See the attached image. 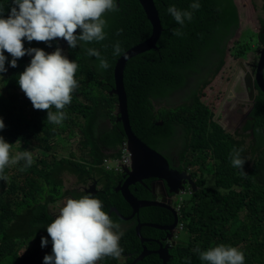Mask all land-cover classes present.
Wrapping results in <instances>:
<instances>
[{
	"label": "trees",
	"instance_id": "16d2710c",
	"mask_svg": "<svg viewBox=\"0 0 264 264\" xmlns=\"http://www.w3.org/2000/svg\"><path fill=\"white\" fill-rule=\"evenodd\" d=\"M165 1L157 0L164 29L158 43L163 46L162 52L155 54L157 51L151 50L131 58L126 65L124 82L135 134L162 152L168 141L181 131L183 142L179 161L186 163V169H191L197 183V190L183 202L180 219L185 221L188 231L198 235V240L175 247L170 264H204L195 250L207 251L219 245L241 251L244 264H264V93L258 88L247 113L249 121L244 131L251 129L247 134L249 142L235 137L214 119L234 71L232 61L247 51L246 45L231 50L243 33L244 17L240 6L246 8L245 20L259 26L258 43L264 44V0L261 7L256 0H195L200 8L193 11L192 20H185L183 26L177 25L167 9L174 5L178 10L192 11L190 5L194 0ZM10 2L0 0L3 18H7L13 7V1ZM115 3L117 10L107 11L102 17L105 20L104 40L82 42L75 49L68 44L66 52L62 53L77 64V87L72 92L71 103L63 111L65 115L76 112L72 121L82 131L78 152L84 147L89 150L86 161L85 155L77 158L68 147L75 158L76 174L85 180L86 177L103 176L106 182V192L100 191L90 197L104 203L102 208L107 214L114 205L123 214L130 215L132 207L122 193L116 191V184L111 180L114 173L98 165L107 156L105 151L117 148L127 139L122 122L115 116L118 97L112 92L114 67L122 54L151 34L152 27L138 0H115ZM256 10L260 12L258 18L254 17ZM174 30L182 34L177 36ZM59 39L29 42L25 38L24 47L40 48L51 54L52 49L59 48ZM117 42L122 49L120 55L113 54ZM88 48H95L107 60V70L99 68L96 57L87 55ZM4 55L7 71L0 73V118L6 127L0 130V136L12 144L13 156L18 141L21 138L27 141V136L38 140L40 148L49 155L41 152L44 157L30 167H25V161L21 160L15 165L9 164L0 173V264H44L45 255L52 254L46 228L55 219L49 203L61 189L58 185L49 187L45 181L59 182L58 173L48 174L52 165L62 166V160L55 153L60 144L61 148L65 145L56 130L67 119L59 124L50 123L47 110L35 109L21 90L18 77L30 65L32 56L26 54L19 58L17 67L13 68L10 66L13 57L6 51ZM190 74L199 79L196 85L202 83L200 92L174 108L163 106L189 82ZM154 101H160L162 107L156 110ZM159 120H163V124H157ZM41 130L44 136H39ZM234 149H243L240 152L241 158L246 160L243 170L232 166ZM209 169L215 177L214 186L208 185ZM138 187V191H132L139 199H153L150 190L143 185ZM139 216L142 221L163 225L172 224L175 219L170 210L158 206L142 208ZM110 219L119 220L115 213ZM143 234L157 239L165 236L163 230L148 227L143 229ZM42 238L49 241L43 248ZM119 246L123 253L136 256L141 252L142 244L133 227L121 233ZM155 247L157 245L151 248ZM98 264H108L107 257L101 258ZM138 264L163 262L158 255H152Z\"/></svg>",
	"mask_w": 264,
	"mask_h": 264
},
{
	"label": "clouds",
	"instance_id": "9594fccd",
	"mask_svg": "<svg viewBox=\"0 0 264 264\" xmlns=\"http://www.w3.org/2000/svg\"><path fill=\"white\" fill-rule=\"evenodd\" d=\"M12 1H13V7L11 8V11L8 14L7 18H3V16H0V73H4L7 71V69L5 68V62H6V56L4 55L5 51L13 57L10 63V66L13 68L17 67V60L19 58H22L26 54L32 56L30 65L27 66L25 71L19 74L18 77V84L21 90L25 93L26 97L31 101L35 109L47 110V120L50 123L59 124L62 121H64V119H67V121L69 120V122L64 121L61 124V126L58 128V130H56V133H59V136L62 138V142L65 145V148H61V144H60L55 153L57 158L59 160H62V166L58 164L52 165L48 174L49 176L58 173L59 182L57 184H54L53 181H45V184L48 185L49 187L58 185L61 186V189L60 192L55 195L54 201L49 203V210L55 219L46 228L48 236L51 238L52 254L45 255L44 264H98L101 258L103 257H107L108 264H138L144 261L147 257H150L152 255H158L159 258L162 260L163 264H170V261L174 257L172 250L177 246H182V245L187 246L189 243L187 241L185 243L179 241L180 232L186 229L185 221L180 219V214L182 212V206L185 200L183 195L186 193L191 195L193 191L197 190L196 180L192 178V180L196 183L195 189L192 187L191 184L187 183L184 189H181L179 193H176L178 195V197L176 198V202L174 204L171 203V205L178 213V222L175 225V227L171 230L160 229L144 224V223H153V222L142 221L141 217L139 216L140 211L136 216L129 218V216H131L133 213V209L130 215L123 214L119 210V208L114 205L110 207L109 214L103 211L102 207H105V204L98 199L91 198L90 196H94L97 194V192L100 191L106 192V190H104V185L106 184V182L104 181L103 176H91L89 178L86 177L85 180L82 177H80L78 174H76L73 164V162L75 163V158L70 149H73L77 158H81L82 156L85 155L86 161H88L89 150L86 147H84L83 151L81 150V152H78L79 151L78 147H80L79 140L82 135V131L79 128H76L74 124V120L72 121V118L75 116L76 112L71 111L70 113L65 115L63 111L65 106L71 103L72 92L77 87V81L75 79L77 64L73 61H70L66 56L62 55V50L60 48H57L56 51L51 54H47L43 49L40 48L25 49L24 47L25 38L29 42L32 41L51 42L56 38H63L68 42L69 46L73 49H75L82 42L90 43L93 41L99 42L104 40L105 20L102 17L107 11L117 10V5L115 3V0H11V2ZM138 1L147 16V13L141 1L140 0ZM159 1L160 3L166 2L165 0H159ZM153 2L158 11L159 19L161 22V31L159 37L156 39V46L142 53L155 50L157 51L155 54H159L162 52L163 46L162 47L159 46L158 43L164 29H163V22L157 4V0H153ZM190 8L192 9V11H188V10L182 11V10H178L173 5L170 6L167 9V11L177 22V25L183 26L185 20L188 21L192 20L193 11L198 10L200 8V4L198 2H195L194 0V2L190 5ZM254 17L258 18V15H256L255 13ZM147 19L149 20L152 27L151 34L147 36L145 39H143L141 42L129 48L127 51L150 39L151 36L153 35L154 33L153 23L148 16ZM255 28H257L255 32L256 34H258L260 28L257 25H255ZM249 29H250L249 26L247 27L245 26L243 28V33L244 31H248ZM77 30H80L79 35H77ZM174 34L179 36L182 33L179 30H174ZM241 37H239V43L234 42V44L232 45V49H231L232 51H234V49L237 48V46L247 44V42L241 43ZM257 43H258V36H257ZM263 45L264 44L258 43L259 50L262 48ZM49 46H51V44H49ZM121 51H122L121 46L119 42H117L114 45L113 54L120 55ZM86 52L89 57L97 58V60L99 61L98 66L100 69L107 70L109 68V64L107 60L101 57V54L98 50H96L95 48H88L86 49ZM244 55L245 54H243L242 56ZM134 56H132L131 58H133ZM131 58H129L128 61ZM241 58L242 57L238 58V67L240 66L239 60ZM259 58H260V54H259ZM256 64L253 66L255 90L253 88L250 90V84L245 83L247 99L243 98L246 103L244 104V106L240 105L239 107L240 112L244 113L243 116L244 122L242 126L236 127L235 131L240 132V135L243 133L251 132V129L244 131V128L246 127L249 121V118L247 117V113L250 107L253 105L255 98L258 94L259 87L255 79ZM115 67H114V85H115L114 89L116 88ZM190 76L191 77L188 78L189 82L183 88L177 90L174 93V95H176L178 92L185 93L188 90L192 92V95L197 91L198 93L200 92L199 90L203 86L202 83L201 85L199 84L200 86L196 85V82L199 79H196L193 74H190ZM123 83L125 87L124 76H123ZM198 86L199 88L197 89ZM114 89L112 92L116 94L114 92ZM229 91H231V87H229ZM125 92H126V88H125ZM231 92L234 96L235 89ZM225 94H226V89L223 96ZM192 95L189 96V99ZM126 96H127V106H128L127 92H126ZM173 96H170V98ZM223 96L221 97L220 101L222 100ZM154 104L156 110L162 107L160 101L158 103L154 101ZM219 104L216 109V112L219 108ZM176 106L169 108H174ZM51 108H55L56 111L55 112L49 111V109ZM115 116H116V120L118 122H121L119 120L118 103L116 106ZM214 119L220 124L219 120H217L215 116ZM108 124H111L110 121H108ZM157 124H163V120L157 121ZM5 127L6 126L3 119L0 118V130H3ZM62 127H64L63 130ZM223 128L226 130L225 127ZM177 133H181V131H178ZM177 133L175 134V137L170 139L167 145L163 147L162 152H160L159 149L149 146L141 138L140 139L149 147H151L152 149L156 150L157 152L163 155H165L164 153L172 154L171 151L168 149V147L173 145L172 141L176 138ZM44 135H45L44 132L41 130L39 132V136H44ZM65 137H68L70 140L68 141L64 139ZM26 138L27 141H23L22 138L18 141V149L16 151V155L13 156L11 155L12 144L6 142L4 138L0 136V173H2L5 167L8 166L9 164L15 165L19 161L23 160L25 161V167H30L32 163L36 162L37 159L41 160L42 157H44L43 153L46 156L49 155V153L43 152V150L40 148L39 146L40 142L38 140H35L31 136H27ZM53 141L54 140H52V142ZM69 142H75L77 147L76 148L70 147ZM182 142L179 144L180 146L179 150L181 149ZM115 149H117V151L116 153L113 154ZM115 149L110 151H105V155L107 156L104 158L102 164L98 165V167L105 168L107 171H111L112 173H114L113 184H116V188H117L119 183L121 184L125 183L127 177L129 176L128 174L131 171H133L134 159H133L132 148L128 139H126L121 144H119ZM62 151H66V153L62 154ZM241 151H243V149L233 150L231 163L233 167L243 170V166L246 160L241 158L240 156ZM126 153H128L130 157L129 163L123 162V157ZM177 153H179V151ZM83 163L88 165V162H83ZM184 164L186 165V163ZM189 170L191 169H187L185 171L188 174H190ZM210 172L208 171V173ZM122 174L124 175L123 177L125 181L124 182L121 181L117 183L115 177ZM210 175L211 174H209L208 177ZM192 176L193 174L191 175V177ZM94 179H98V180L102 179L103 182L101 181L100 184L97 183V185L96 184L93 185L91 181H93ZM142 181H137V182H142ZM79 186H83V188L80 190V193H78L79 191L76 190V188H78ZM147 190H150L148 186H147ZM185 191L186 193H183ZM142 200H154V199H142ZM63 203H65V205H62ZM113 213H115L118 216L119 220H111L112 218L110 219V216ZM125 221L128 222V226L125 229L120 230L121 229L120 225ZM174 223H175V219L172 224H167V225L159 224V225L171 226ZM140 224L142 225L140 228L141 236L138 234L137 231V228ZM154 224H158V223H154ZM129 227L134 228L136 232V236L139 238L142 244V250L136 256L132 254H128L126 252L125 253L121 252L122 249L119 246L121 233ZM146 227L163 230L165 232V236L160 239H157L155 237L145 236L143 234V229ZM196 238L197 237L193 233L190 239H196ZM143 239H149V240L143 241ZM48 243L49 241L47 238L41 239L42 248L46 247ZM155 245H157V247L151 248ZM145 249L147 250L148 254L145 255L142 260H138L137 262H135V260L145 251ZM195 251L199 252V259L202 262H204V264H244V260H245L244 254L241 251H239L235 247H230L225 245L215 246L209 248L207 251L201 252L199 249H196Z\"/></svg>",
	"mask_w": 264,
	"mask_h": 264
},
{
	"label": "water",
	"instance_id": "95a60500",
	"mask_svg": "<svg viewBox=\"0 0 264 264\" xmlns=\"http://www.w3.org/2000/svg\"><path fill=\"white\" fill-rule=\"evenodd\" d=\"M145 8L147 16L152 21L154 26V33L150 39L137 45L123 54L117 61L115 67V80L116 88L114 92L118 96L119 105V120L123 123L127 139L131 145L134 159L133 171H131L124 184L119 183L116 190L120 191L125 200L131 205L133 213L129 218L136 216L141 208L149 206H158L171 210L175 215V223L171 226H163L154 223H144L156 228L171 230L178 222V213L172 207L171 202L168 199L169 193H179L181 189H184L187 183L191 184L195 189L196 183L192 180L190 174L186 171H179L171 167L168 158L157 152L156 150L145 144L133 131L130 123L127 96L123 83L124 70L129 58L146 50H149L156 46V39L160 35L161 22L159 19L158 11L154 5L153 0H140ZM260 58L256 64L255 79L258 87L264 92V45L259 50ZM149 177H156L160 179L158 186L159 199L154 200H142L137 198L131 191L129 185L137 181H142ZM181 188V189H180ZM168 189V190H167ZM141 224L138 226L137 231L140 234ZM149 239H143L147 241ZM159 252V251H158ZM148 252L145 251L135 260H142ZM163 257V255H162Z\"/></svg>",
	"mask_w": 264,
	"mask_h": 264
},
{
	"label": "rangeland",
	"instance_id": "374dc122",
	"mask_svg": "<svg viewBox=\"0 0 264 264\" xmlns=\"http://www.w3.org/2000/svg\"><path fill=\"white\" fill-rule=\"evenodd\" d=\"M258 3L259 7L262 6L263 0H256ZM241 11L243 13V26H249L250 29L248 31H244L242 37H241V43L247 42V52L245 53L244 56H241L242 58L239 60L240 66L238 67V58H235L232 61V64L234 65V71L231 75V78L229 80V83L226 88V94L223 96L222 100L220 101L219 108L216 112L215 118L219 120L220 124L228 130V132L232 133L235 137L237 138H245L248 142L250 141V137L247 135L248 133H245V136H241L240 132L235 131V128L238 126H242L244 119V113L240 112L239 107L240 105L244 106L246 103L243 98L247 99V92L245 90V83L250 84V90L253 88L254 89V70L253 66L257 63L259 59V46L257 43V34L255 28V25L246 21L245 18V12L246 8L241 5L240 6ZM256 15L260 13L258 10L255 11ZM68 46V42L64 40L63 38H60L59 42V48L62 50V53L66 52V48ZM56 49H52L50 53L55 52ZM244 79V80H243ZM201 85V83H200ZM199 85V86H200ZM197 87V89L199 88ZM229 87H231V91L235 89V95L233 96L232 92L229 91ZM255 90V89H254ZM256 92V91H255ZM188 94V95H187ZM192 95V92L189 90L186 91L185 93L178 92L176 95L173 97L169 98L167 101H165L163 106L166 107H173L178 104L184 103L189 99V96ZM160 106V105H159ZM69 146L72 148H76L77 145L75 142H69ZM66 151H62V154H65ZM209 172L211 169L208 170ZM192 172V171H191ZM210 174V173H209ZM111 180L112 182V176ZM75 180V179H74ZM73 180V181H74ZM105 181V180H104ZM111 182V183H112ZM208 185L209 186H214L215 185V177L213 175H210L208 177ZM185 199H187L190 195L189 194H184L183 195ZM187 204V202L185 203ZM62 205H65L63 203ZM189 203L187 204L188 207ZM128 226V222H124L120 225L121 229L123 230ZM119 230V231H120ZM193 232L182 230L180 232V239L182 243L191 242L196 243L198 239H190L192 236ZM194 235L197 237L198 235L194 233ZM183 247V245H182ZM124 260V259H122Z\"/></svg>",
	"mask_w": 264,
	"mask_h": 264
},
{
	"label": "flooded vegetation",
	"instance_id": "af4514ba",
	"mask_svg": "<svg viewBox=\"0 0 264 264\" xmlns=\"http://www.w3.org/2000/svg\"><path fill=\"white\" fill-rule=\"evenodd\" d=\"M181 137H182L181 133H177L176 138L172 141L173 145L168 147V149L171 151L172 154H167V153H164V154L167 156L169 163H170L172 168L178 169L179 171H185V170H187L186 165L179 161V153H177L179 151V148H180L179 144L182 142ZM189 173L191 175L193 174L191 172V170H189ZM123 176L124 175L122 174V175L115 177V179L117 180V183L121 182V181L122 182L125 181ZM192 178H193V176H192ZM101 181H102V179H99V180L94 179L93 181H91V183H93V185H95V184L97 185V183L100 184ZM159 181H160V179H158L156 177L146 178L142 182H137L135 184L130 185V188L134 191H138L139 190L138 185H143L145 187V189H147V186H148V188L151 191L152 198L153 199H159V192H158L160 190V187L158 186ZM82 188H83V186H79L78 188H76V190L79 191L78 193H80V190ZM183 193H186V191ZM177 197H178V195L175 192L168 194V199L172 204H174L176 202Z\"/></svg>",
	"mask_w": 264,
	"mask_h": 264
},
{
	"label": "built area",
	"instance_id": "2783aa9c",
	"mask_svg": "<svg viewBox=\"0 0 264 264\" xmlns=\"http://www.w3.org/2000/svg\"><path fill=\"white\" fill-rule=\"evenodd\" d=\"M129 161H130L129 154L126 153V154L124 155V157H123V162H124V163H129Z\"/></svg>",
	"mask_w": 264,
	"mask_h": 264
}]
</instances>
